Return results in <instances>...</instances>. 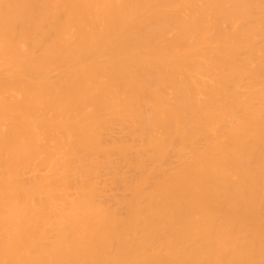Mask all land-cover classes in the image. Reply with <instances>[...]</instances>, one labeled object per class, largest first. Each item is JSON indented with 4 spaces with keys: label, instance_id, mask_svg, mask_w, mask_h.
I'll return each mask as SVG.
<instances>
[{
    "label": "bare ground",
    "instance_id": "6f19581e",
    "mask_svg": "<svg viewBox=\"0 0 264 264\" xmlns=\"http://www.w3.org/2000/svg\"><path fill=\"white\" fill-rule=\"evenodd\" d=\"M0 264H264V0H0Z\"/></svg>",
    "mask_w": 264,
    "mask_h": 264
}]
</instances>
